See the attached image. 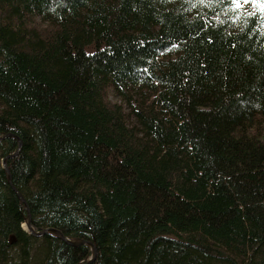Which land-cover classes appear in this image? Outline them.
Instances as JSON below:
<instances>
[{"label": "trees", "instance_id": "obj_1", "mask_svg": "<svg viewBox=\"0 0 264 264\" xmlns=\"http://www.w3.org/2000/svg\"><path fill=\"white\" fill-rule=\"evenodd\" d=\"M2 136L0 264H264V0H0Z\"/></svg>", "mask_w": 264, "mask_h": 264}, {"label": "water", "instance_id": "obj_2", "mask_svg": "<svg viewBox=\"0 0 264 264\" xmlns=\"http://www.w3.org/2000/svg\"><path fill=\"white\" fill-rule=\"evenodd\" d=\"M5 136H2L0 137V139L4 138ZM19 148L13 153L10 155V157H15L16 155L19 154L20 150H21V147H22V142L21 140L19 139ZM4 165H5V168L9 171V167L8 165L6 164V160L4 161ZM11 176V174H10ZM10 182H11V185L13 187V189L17 192V194L19 195V197L22 199V200H25L24 196L22 193L19 192V190L14 186L13 182H12V179L10 177ZM27 226H26V229L30 232H32L33 234H38V235H42V234H45L46 232L48 231H53L55 233H57L61 238H63L64 240L68 241L69 243L71 244H74V245H78V244H81L83 243V241H72L70 239H68L60 230L58 229H55V228H46V229H43L41 231H37L33 228L32 226V221H31V215L29 214L28 216V219H27V222H26ZM91 245V248L93 250V256H92V259L95 258V256L97 255V248L96 246L92 243V242H87Z\"/></svg>", "mask_w": 264, "mask_h": 264}, {"label": "rangeland", "instance_id": "obj_3", "mask_svg": "<svg viewBox=\"0 0 264 264\" xmlns=\"http://www.w3.org/2000/svg\"><path fill=\"white\" fill-rule=\"evenodd\" d=\"M8 157H10V156H8ZM11 158V157H10ZM6 160V164L8 165V162H7V159L6 158H4L3 159V165H4V161ZM5 166V165H4ZM11 177V176H10ZM15 186V185H14ZM16 187V186H15ZM20 192V191H19ZM21 193V192H20ZM25 227H26V225H24ZM46 229V228H45Z\"/></svg>", "mask_w": 264, "mask_h": 264}, {"label": "bare ground", "instance_id": "obj_4", "mask_svg": "<svg viewBox=\"0 0 264 264\" xmlns=\"http://www.w3.org/2000/svg\"><path fill=\"white\" fill-rule=\"evenodd\" d=\"M26 225V224H25Z\"/></svg>", "mask_w": 264, "mask_h": 264}]
</instances>
